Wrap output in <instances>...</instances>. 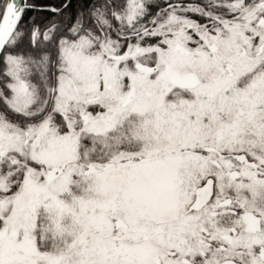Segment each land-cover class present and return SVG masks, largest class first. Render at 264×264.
<instances>
[{
    "label": "snow or ice",
    "instance_id": "obj_1",
    "mask_svg": "<svg viewBox=\"0 0 264 264\" xmlns=\"http://www.w3.org/2000/svg\"><path fill=\"white\" fill-rule=\"evenodd\" d=\"M0 264H264V0H0Z\"/></svg>",
    "mask_w": 264,
    "mask_h": 264
}]
</instances>
